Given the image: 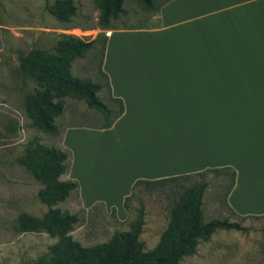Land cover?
<instances>
[{"label":"crops","instance_id":"1","mask_svg":"<svg viewBox=\"0 0 264 264\" xmlns=\"http://www.w3.org/2000/svg\"><path fill=\"white\" fill-rule=\"evenodd\" d=\"M156 19L108 32L100 69L123 114L109 129L64 126L72 162L60 179L79 183L84 206L123 222L137 180L231 168L225 209L264 216V0H171ZM90 142L94 159L117 166L114 185L99 174L108 192L74 170Z\"/></svg>","mask_w":264,"mask_h":264},{"label":"rangeland","instance_id":"2","mask_svg":"<svg viewBox=\"0 0 264 264\" xmlns=\"http://www.w3.org/2000/svg\"><path fill=\"white\" fill-rule=\"evenodd\" d=\"M164 1L153 0L155 9L147 10L133 0H124L125 14L112 20V27L129 28L156 22V9ZM54 2L0 0V125L9 118L18 124L12 138L0 140V264H52L55 261L50 248L56 243V238L45 233H19L17 229L20 213L41 217L48 209L37 198L43 185L18 163L26 154V144L37 139L44 146L61 147V132L65 125L100 127L104 123L100 112L88 108L84 100L71 98L58 99L63 104V113L55 120L58 127L55 134L43 133L34 127L26 114L27 97L42 87L34 75L20 69L19 56L33 49L53 52L57 41L64 36L93 40L101 33L107 37L109 32L101 30L98 25L99 9L95 0H73L77 13L70 23L58 22L45 8L46 3L52 6ZM100 48L101 40L86 52L84 58L72 63L71 72L75 77L105 85L99 74ZM97 96L116 108L109 102L105 87ZM96 144L91 145L90 142L82 147L85 158L83 162L82 158L78 161L74 170L82 173L91 188L104 193L108 191L102 186L99 174H107L114 185L119 180V172L114 161L107 163L94 159L92 151ZM205 179L208 186L203 196V223L229 218L238 221L247 231L219 230L208 241L200 240L195 254L185 256L181 263L264 264V219L240 221L225 209L229 175L210 173ZM198 181L199 178H192L186 182L169 183L166 187H138L128 200V218L123 222L116 220L115 211H105L101 205L84 206L78 198V191L55 207L76 214L79 221L74 225L72 237L83 246H94L108 241L116 231L128 230L129 223L135 220L138 209L143 205L144 225L139 239L149 251L165 230L179 194Z\"/></svg>","mask_w":264,"mask_h":264},{"label":"trees","instance_id":"3","mask_svg":"<svg viewBox=\"0 0 264 264\" xmlns=\"http://www.w3.org/2000/svg\"><path fill=\"white\" fill-rule=\"evenodd\" d=\"M99 9L98 25L101 30H113L112 20L125 14L124 0H95ZM147 10L155 9L153 0H133ZM171 0H165L157 7ZM45 8L58 22L70 23L76 17L77 8L73 0H55L52 6L46 3ZM101 40L104 50L107 37L103 33L96 39L85 40L76 36H64L57 41L53 52L33 49L18 57L20 69L34 75L40 82L41 90H36L26 99L25 109L32 125L43 133L55 134L58 127L55 118L63 113V104L58 99L71 98L84 100L87 107L96 109L103 116L104 123L100 129H109L123 114V104L119 99L110 96L107 77L105 85L89 79H80L71 72L72 63L84 58ZM101 64V61H100ZM107 87L108 99L116 108L103 102L97 94ZM18 130V124L13 119H7L0 125V140L12 138ZM25 170L31 172L42 185L37 193L39 202L47 211L41 217H34L28 213H20L17 217L19 233H45L50 238H56V243L50 248L55 261L52 264H182L185 256L195 254L200 240L208 241L219 231L246 232L238 221L229 218L212 219L203 223V196L208 182L206 175H229L230 184L225 199L233 186L235 172L231 168L207 169L205 171L181 175L158 180H137L132 186L131 195L125 198L124 208L129 212L128 200L134 195L138 187H166L169 183L186 182L192 178H199L198 182L186 187L174 203L170 211L168 224L160 235L155 247L149 251L139 237L144 225V207L140 206L134 221L129 223L128 230L116 231L112 237L94 246H83L74 240L71 232L79 221L76 214L68 210L55 207L64 202L73 192H77L79 184L75 180H61V176L68 174L71 165V151L62 147L44 146L33 139L26 144V154L18 160ZM115 210L112 209V212ZM236 219H264L260 217H238ZM44 264V263H39Z\"/></svg>","mask_w":264,"mask_h":264}]
</instances>
